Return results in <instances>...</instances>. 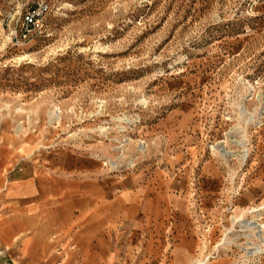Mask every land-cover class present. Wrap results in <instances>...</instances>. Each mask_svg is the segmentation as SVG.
Here are the masks:
<instances>
[{"label":"rangeland","instance_id":"374dc122","mask_svg":"<svg viewBox=\"0 0 264 264\" xmlns=\"http://www.w3.org/2000/svg\"><path fill=\"white\" fill-rule=\"evenodd\" d=\"M0 162V203L47 173L54 219L116 218L51 264H264V0H0ZM21 250L0 264H44Z\"/></svg>","mask_w":264,"mask_h":264},{"label":"crops","instance_id":"0c3cea01","mask_svg":"<svg viewBox=\"0 0 264 264\" xmlns=\"http://www.w3.org/2000/svg\"><path fill=\"white\" fill-rule=\"evenodd\" d=\"M4 165V162H0V182L3 183L6 175ZM140 187V185L138 187L131 185L129 192H124V198L130 204H137L142 200L140 194L142 188L140 189ZM60 197H64V193L60 191V193L54 194L53 177L47 173L39 181L34 175L27 183H20L19 186L12 187L0 203V246L3 245L4 248L21 247L23 253L31 252L39 256V260H42L44 264H51L54 239H57L58 236L61 239L60 242H63L65 238L67 240L70 235L75 237L82 256L90 255L89 249H86L89 248V244H84V240L97 238L100 233L96 231L98 227L101 230H107L110 235L109 238H113L112 228L117 222L114 217L106 219H102L100 216L89 218L84 213L70 217L66 213L64 216L54 219L53 200L58 199L59 201ZM142 208H145L144 203ZM144 220H146V216H141L135 220L140 229H142L141 225H144ZM85 224L88 225L85 226ZM131 224H133V220ZM144 230L145 228L140 230V235H146ZM24 240L25 242L22 244ZM91 254L92 259L87 261L94 263L98 259L96 249H93ZM109 254H113L111 249ZM40 256L44 257L40 259Z\"/></svg>","mask_w":264,"mask_h":264},{"label":"built area","instance_id":"2783aa9c","mask_svg":"<svg viewBox=\"0 0 264 264\" xmlns=\"http://www.w3.org/2000/svg\"><path fill=\"white\" fill-rule=\"evenodd\" d=\"M47 12L48 5L41 2L21 14L17 22L20 28L19 33H15V41L21 43L33 38L40 31L44 16Z\"/></svg>","mask_w":264,"mask_h":264},{"label":"bare ground","instance_id":"6f19581e","mask_svg":"<svg viewBox=\"0 0 264 264\" xmlns=\"http://www.w3.org/2000/svg\"><path fill=\"white\" fill-rule=\"evenodd\" d=\"M140 147V146H139ZM223 155V154H222ZM226 155V154H224ZM246 158V156L243 157V159ZM254 222L252 223H246L245 227L249 228L250 231H254L255 238L260 241H264V238L262 237V233L264 232L263 229L261 228V225L256 223V226H254ZM253 237V236H252ZM252 250L259 251L260 247L255 246Z\"/></svg>","mask_w":264,"mask_h":264}]
</instances>
